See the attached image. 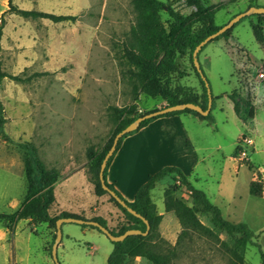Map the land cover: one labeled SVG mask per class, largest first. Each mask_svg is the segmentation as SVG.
Returning <instances> with one entry per match:
<instances>
[{"label": "rangeland", "instance_id": "obj_1", "mask_svg": "<svg viewBox=\"0 0 264 264\" xmlns=\"http://www.w3.org/2000/svg\"><path fill=\"white\" fill-rule=\"evenodd\" d=\"M202 1L213 8L222 5L215 14L218 26L226 25L250 6L264 7V0ZM160 2L167 7L154 18L158 27L167 33L172 22L168 7L184 17L196 13L189 0ZM12 3L22 10L77 16V20L54 23L49 19H26L9 11L10 0H0V26L4 23L3 34L4 29L9 34L0 52L2 68L14 75L11 58L17 50L14 41L19 31L22 32L20 42H24L21 51L31 52L26 60L32 64L14 75L25 81L5 78L0 86V101L7 118L5 133L13 141L9 143L0 136V214L14 213L25 199L27 151L23 144L32 143L45 165L59 170L63 177L59 183L64 184L65 178L81 168L94 186L90 181L87 150L91 146L100 153L110 144L119 126L114 110L135 105L136 112L143 114L146 111L139 112L141 108L163 102L141 91L137 94L128 73L126 48L140 40L146 42L152 36L142 25L143 16L135 0H12ZM199 26L196 23V27ZM150 47L157 49L159 76L164 83L202 94L190 53L177 54L171 60L163 47L152 43ZM199 61L214 99L211 112L214 122L206 120L210 126L205 123L198 128L188 125L193 144L201 150L203 146L208 148L207 158L198 170L199 176L193 175L188 180L207 194L227 220L243 222L255 233L256 245L246 247L243 264H264L260 253V248L264 252V201L250 194L253 172V181L262 184L264 195V164L260 162L261 156L254 153L255 140L258 148L264 149V137L248 133L247 125L256 116L264 135V106L257 105L255 90L248 89V82L264 64V17H244L227 37L207 43ZM232 92L240 95L239 112L233 111L229 100L223 96ZM244 137L251 138L253 145L245 146L248 159L241 161L235 151ZM237 160L242 164L240 171L235 169ZM87 179L81 171L66 186L70 190L76 187L78 192L84 190L88 197L91 185ZM165 192H172L188 206H193L194 202L188 188L172 176L161 178L152 191L156 209L163 215L154 240L173 247L182 227L175 213L166 211ZM110 203L112 207L101 208L99 214L111 229L117 230L125 216ZM198 210L200 221L212 229L216 237L195 234L183 240L178 246L179 257L175 264H232V255L221 243L227 242L233 248L240 234L227 235L214 225L211 215ZM51 213L55 216L58 211L53 208ZM7 226V220L0 221V264H55L50 252L56 237L55 228L46 223L34 224L29 219L20 220L13 231ZM62 233L63 246L58 250L61 264H108L114 246L106 235L77 223H64ZM126 264L151 263L137 258Z\"/></svg>", "mask_w": 264, "mask_h": 264}, {"label": "trees", "instance_id": "obj_2", "mask_svg": "<svg viewBox=\"0 0 264 264\" xmlns=\"http://www.w3.org/2000/svg\"><path fill=\"white\" fill-rule=\"evenodd\" d=\"M189 2L196 8V13L191 17L181 16L180 14L172 10L171 7H168L167 12L171 16L172 22H170V31L167 33L164 28L160 29L158 27L154 18L160 11L166 9L167 6H165L163 2H160V0H135V3L141 10L143 16L144 22L142 23V25L147 28L148 32L152 33V36L146 42L140 40L137 42V44H133L130 47H127L125 54L130 64L128 73L131 74L130 76L133 79L132 83L137 94L139 91H141L148 95L150 98H159L167 104L165 107L185 103H194L206 110L209 102V96L207 92L208 88L206 86V82H208V80H204L195 67L193 53L199 43L203 42L207 37L216 33L223 27L218 26L215 23V14L221 9L222 5L213 8L207 6L202 0H189ZM9 11L15 12L16 14L26 19L42 18L49 19L54 23L67 21L75 22L77 20V16L55 15L37 10H22L19 9L18 6H15L12 3V0H10ZM254 17L262 19L264 16L254 15ZM196 23H199L200 26L196 27ZM3 28L4 23L0 26V52L2 51ZM232 29L228 30L223 35L214 40H219L221 38L227 37L231 33ZM141 33L144 34L145 32L141 30ZM151 43L153 45L163 47V49L168 53V56L171 60L177 54L190 53L195 72L203 88V92L201 95L195 94L193 92H186L180 86L172 88L170 85L162 81V78L159 76L161 68L157 66L156 60L157 49L150 47ZM205 47L206 45L202 48L200 53L204 50ZM5 78H9L17 82L25 81L21 77L6 73L3 70L2 64L0 62V86L2 85ZM239 96L236 94V92H232L229 95L230 99L235 104V111L237 112H239V107L241 104ZM135 108H137V106L134 105L127 109H115V117L119 120V126L114 131L110 144L104 151L100 153L94 148H91V146L87 150L90 181L94 184L95 194L98 197L109 195L110 202H113L125 216L124 223L117 230L111 229L107 225V222L101 217H95L92 220L97 221L104 227L108 228L110 232L115 236H120L126 231L132 229L141 230L142 232H146L147 230V225L145 224L144 220L130 213L128 209L117 202V200L113 198L108 193V191L103 189L100 177L98 175L100 173L101 164L107 152L111 148L116 135L139 117L144 116L145 114H148L150 112L157 111V109H154L146 111L142 114L136 112ZM185 113L192 114L203 120H212L211 113L208 116H202L198 112L190 109L168 113L148 119L141 123L138 130L129 133L120 139L114 155L109 160L105 173L103 174L106 185L110 190L114 191L118 195V197H120V199L126 202L128 207L148 220L151 229L147 236L133 235L127 237L124 241L121 242L111 241L114 247L112 253L108 258V264H126L128 261H136L137 258L145 259L151 264H175V260L179 257L178 246L182 245L183 240L192 238L195 234L201 237H216L215 232L200 221L198 217V209L202 210L204 213L211 215L214 225L220 231H224L229 236L240 234V238L237 239L236 243H234L235 246L233 248H230L228 244H226L227 242L221 243L222 246L232 255V264H243V252L245 251L246 247L249 244L256 245V243L253 241L255 238V233L248 227V225L243 222L233 223L227 220L223 216L221 209L210 201L205 192L196 189L190 183L188 177L179 168L166 167L154 174L144 185L139 188L133 202L127 201L115 189V187L108 182L106 175L108 174V169L116 153L120 150L124 139L127 136L136 133L156 118L180 115ZM212 122H214V120H212ZM6 123L7 118L5 116V109L3 103L0 101V136L7 142L13 143L11 138H9L5 133ZM22 146L27 151L24 159V173L27 181V191L25 199L19 210L15 211L12 214H0V221L7 220V227L11 231L14 230L15 225L20 220L25 219H29L34 224L46 223L50 227L55 228V230L57 231L56 223L57 220L61 218L75 217L85 219L80 215L72 214L69 212H62L55 216L52 215L51 208L55 203L54 187L56 182L59 180L60 172L56 168H48L45 165L43 160L39 157L37 148L32 143L27 142ZM238 153L239 145L236 150V155ZM166 176H172L175 181L179 180L183 185H185L190 191L194 202L193 206H188L183 200L174 197L172 192H165L166 211H173L182 227L179 240L176 246L173 247L164 246L162 243L154 240L156 230L163 219V215L158 213L156 209L157 207L152 199V191L155 189L160 179ZM262 189V184L253 181L250 185V194L255 197H261ZM83 226L85 228L90 227L92 229H97L100 233L104 234L98 227L89 225ZM55 239L56 237L53 240L55 241ZM52 247L53 245L50 249L51 255ZM260 253L262 261L264 263V252L261 248Z\"/></svg>", "mask_w": 264, "mask_h": 264}, {"label": "crops", "instance_id": "obj_3", "mask_svg": "<svg viewBox=\"0 0 264 264\" xmlns=\"http://www.w3.org/2000/svg\"><path fill=\"white\" fill-rule=\"evenodd\" d=\"M21 34V31L16 34L14 46L17 50L14 51L11 58L14 66L11 73L14 75L32 66V64L26 60L28 55L31 57V52L21 51V48L24 47V42H20ZM6 40H9V34L7 29L6 31L4 29L2 37L3 45L6 43ZM254 90L255 96H258L257 105L264 106V83L257 84ZM223 96L229 100L234 111L235 104L229 98L228 93H225ZM164 105H166L165 102H160L150 108H141L142 110H139V112L161 109ZM205 123L210 126L206 120L186 113L152 120L145 127L124 139L120 150L116 153L108 169V174H106L108 182L112 184L127 201L133 202L139 188L144 185L150 177L166 167L179 168L188 178H192L191 176L193 175L198 177V170L207 158L205 152L208 148L203 146L201 150V148L198 149V147L193 144L192 133L188 125L192 124L198 128L202 125H206ZM248 123V133L258 134L261 138L264 137L258 127L259 123L256 120V116ZM255 144L254 153L261 156L260 162L264 164V149L258 148L256 140ZM218 149H220V146H218ZM202 151L203 154L201 153ZM240 166H242V164L237 160V162H235L236 171H240ZM81 171L84 172L87 179L85 170L80 168L74 173H71L69 178H65L64 184L59 183L63 178L62 174L59 173V180L54 187L55 203L51 211L53 208H56L58 214L69 212L80 215L87 220H92L95 217H101L99 214L101 208L108 210L112 206L109 197L106 195L98 197L95 194L94 186H92L88 179L87 182L91 185V190H87V196L89 198L83 193L84 190L78 192L76 187L70 190L68 186H66L68 185L67 182H69L76 173ZM253 175L252 172L251 183L254 180ZM258 198L264 201V195ZM62 246L63 241L60 243L58 250Z\"/></svg>", "mask_w": 264, "mask_h": 264}, {"label": "water", "instance_id": "obj_4", "mask_svg": "<svg viewBox=\"0 0 264 264\" xmlns=\"http://www.w3.org/2000/svg\"><path fill=\"white\" fill-rule=\"evenodd\" d=\"M251 15H264V7H261V8L260 7H250L246 12L237 14L228 23H226V25H224L221 29H219L216 33L210 35L203 42L199 43V45L197 46V48L195 49V51L193 53V60H194L195 67L197 68L198 72L201 74V77L204 80H206V77H204L205 75L202 72L200 61H199V53L202 50V48L205 45H207V43L211 42L212 40L223 35L228 30L232 29L244 17L251 16ZM206 86L208 88L207 92H208V96H209L208 107L206 110H204L201 106L196 105L194 103H192V104L191 103H185V104H178V105H174V106L164 107L163 109H159V110L157 109V111L150 112L148 114H145L144 116L139 117L133 123H131L129 126H127L124 130H122L121 132H119L116 135L111 148L107 152V154H106V156H105V158L101 164L100 173L98 175L100 177V181H101L103 189L108 191V193L113 198H115L117 200V202H119L123 207L128 209V211L130 213H132L133 215L137 216L138 218H141L142 220H144L145 224L147 225L146 232H142L141 230H137V229H132V230L126 231L124 234H122L120 236H115L110 232V230L108 228L104 227L103 225H101L97 221L85 220V219L75 218V217L61 218V219L57 220V223H56V229H57L56 239H55L53 247H52V259L54 260L55 264H61L59 261V258H58V247L62 241V237H63L62 226L64 223H77L80 225H89V226L98 227L112 242H121V241H124L127 237L133 236V235H144V236L148 235V233L150 232V229H151L149 221L146 220L141 215H139L136 211H134L133 209L128 207L126 202H124L122 199H120V197H118V195L114 191H112L108 188V186L105 183V179H104L103 174L105 173V170L107 168L109 160L114 155V153L117 149V146H118L120 139L122 137H124L125 135L138 130L142 122H144L148 119L157 117V116H161V115H165V114L173 113V112L184 111L186 109L196 111L199 114H201L202 116H208L212 110L213 96H212V92H211L210 85L208 82H206Z\"/></svg>", "mask_w": 264, "mask_h": 264}, {"label": "built area", "instance_id": "obj_5", "mask_svg": "<svg viewBox=\"0 0 264 264\" xmlns=\"http://www.w3.org/2000/svg\"><path fill=\"white\" fill-rule=\"evenodd\" d=\"M253 81V83H252ZM252 81H249L250 88H248L251 91H254L255 87L257 84L259 85L260 83H264V64H262L258 69L256 76L253 78ZM252 83V84H251ZM253 145V140L249 137H244L242 140L239 142V159L241 161L247 160L248 159V154L247 151L245 150V146L251 147ZM264 180V177H263Z\"/></svg>", "mask_w": 264, "mask_h": 264}]
</instances>
